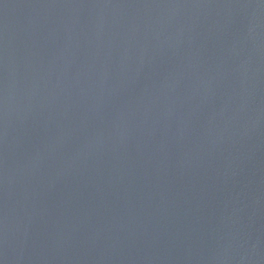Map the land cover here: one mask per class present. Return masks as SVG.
<instances>
[{"label": "water", "instance_id": "obj_1", "mask_svg": "<svg viewBox=\"0 0 264 264\" xmlns=\"http://www.w3.org/2000/svg\"><path fill=\"white\" fill-rule=\"evenodd\" d=\"M0 264H264V0H0Z\"/></svg>", "mask_w": 264, "mask_h": 264}]
</instances>
